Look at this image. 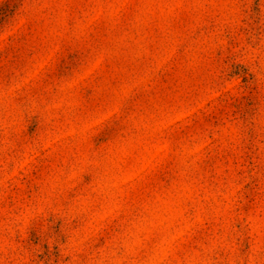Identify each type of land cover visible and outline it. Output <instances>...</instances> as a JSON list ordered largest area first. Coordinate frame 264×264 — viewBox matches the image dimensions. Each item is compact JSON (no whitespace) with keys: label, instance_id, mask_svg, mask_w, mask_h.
Wrapping results in <instances>:
<instances>
[{"label":"rangeland","instance_id":"rangeland-1","mask_svg":"<svg viewBox=\"0 0 264 264\" xmlns=\"http://www.w3.org/2000/svg\"><path fill=\"white\" fill-rule=\"evenodd\" d=\"M0 264H264V0H0Z\"/></svg>","mask_w":264,"mask_h":264},{"label":"trees","instance_id":"trees-1","mask_svg":"<svg viewBox=\"0 0 264 264\" xmlns=\"http://www.w3.org/2000/svg\"><path fill=\"white\" fill-rule=\"evenodd\" d=\"M3 15L0 16V23L3 21Z\"/></svg>","mask_w":264,"mask_h":264}]
</instances>
